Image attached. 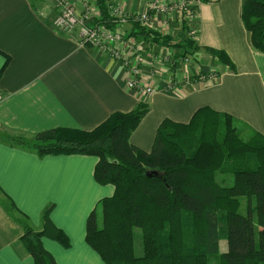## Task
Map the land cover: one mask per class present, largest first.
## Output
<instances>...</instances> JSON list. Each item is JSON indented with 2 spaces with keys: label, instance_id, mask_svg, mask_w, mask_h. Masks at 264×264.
Masks as SVG:
<instances>
[{
  "label": "crops",
  "instance_id": "crops-1",
  "mask_svg": "<svg viewBox=\"0 0 264 264\" xmlns=\"http://www.w3.org/2000/svg\"><path fill=\"white\" fill-rule=\"evenodd\" d=\"M65 1L77 14L84 12V0ZM151 1L108 0L109 7L129 16L113 27L123 34L112 46L121 56L116 59L108 50L81 46L75 35L57 32L53 0H0V134L31 139L56 128L90 131L144 102L149 110L129 138L144 152L151 150L164 119L188 123L202 107L226 113L248 134L264 138V53L252 47L241 20L244 0H194L193 39L178 12L152 14L145 25L136 23L131 17L145 12ZM90 9L88 23L96 24L95 1ZM142 28L171 44L142 36ZM186 39L193 43L187 62L175 46ZM214 50L225 53L232 69L217 60ZM124 60L139 70L141 85L153 88V94L127 88L131 64L124 66ZM211 72L217 75L213 82L196 78ZM96 163V157L80 154L39 157L0 139V264H34L21 241L22 224L40 231L47 207L49 221L69 242L64 247L40 239L55 264H105L85 240L89 215L114 191L96 182ZM218 244L219 252H226L227 242Z\"/></svg>",
  "mask_w": 264,
  "mask_h": 264
},
{
  "label": "trees",
  "instance_id": "trees-1",
  "mask_svg": "<svg viewBox=\"0 0 264 264\" xmlns=\"http://www.w3.org/2000/svg\"><path fill=\"white\" fill-rule=\"evenodd\" d=\"M95 3L96 23L113 29L116 20L110 17L108 0ZM241 20L252 47L264 53V0H244ZM139 33L156 43L171 44L169 38L144 28ZM175 46L183 58L193 43L186 39ZM212 54L232 69L224 52ZM148 110L140 102L90 131L56 128L31 139L3 134L0 139L39 157L97 158L96 182L110 184L114 191L89 215L85 240L105 264H210L212 258L216 264H264V138L254 133L243 139L244 128L232 116L202 107L188 123L164 119L151 150L144 152L129 138ZM147 171L158 176L149 178ZM217 174L232 176V184H219ZM49 212V207L42 212L40 231L22 224L21 241L34 264H55L41 246L42 237L64 247L69 244L49 221ZM137 238L139 255L133 247ZM221 239L227 242L224 253L219 252Z\"/></svg>",
  "mask_w": 264,
  "mask_h": 264
},
{
  "label": "built area",
  "instance_id": "built-area-1",
  "mask_svg": "<svg viewBox=\"0 0 264 264\" xmlns=\"http://www.w3.org/2000/svg\"><path fill=\"white\" fill-rule=\"evenodd\" d=\"M57 13L53 17L52 27L62 34L69 35L71 37L76 36L78 43L84 47L97 48L99 51H110L113 58L120 59V55L117 51L112 49L115 43L122 40L123 34L116 29L105 28L101 24L88 23L89 12L92 6V2L96 0H84L83 9L84 12L77 14L72 6H70L65 0H53ZM92 1V2H91ZM194 0H182L177 3H167L165 0H152L147 10L143 13L132 16L131 18L141 24H146L152 17V14L160 13L167 14L171 12H178L186 21L189 27V35L193 39L197 31L194 25L195 11L191 8V4ZM109 14L115 20L124 21L129 16L121 14L117 9L109 7ZM76 33V34H75ZM187 57H184L182 61L187 62ZM124 66L129 67L130 62H122ZM131 78L127 81L126 86L128 89L134 91L136 94L145 95L146 97L153 94L154 89L151 87H143L139 80V70L136 67H129ZM196 78L201 83L213 82L217 79V75L214 73H198ZM173 86V85H171ZM170 86V87H171Z\"/></svg>",
  "mask_w": 264,
  "mask_h": 264
},
{
  "label": "rangeland",
  "instance_id": "rangeland-1",
  "mask_svg": "<svg viewBox=\"0 0 264 264\" xmlns=\"http://www.w3.org/2000/svg\"><path fill=\"white\" fill-rule=\"evenodd\" d=\"M57 12L58 11L55 12V15H56ZM192 49H193V46H192ZM184 57H187V56H183V58ZM248 133H249V131L246 130V129H244V134L242 133L243 134L242 135L241 132H240V135H241V137L243 139H247V138H245L246 137L245 135L246 134L248 135ZM216 180H217V182L219 184L226 185V186H230L232 184L233 178H232V176H228V175L223 176V175L217 174L216 175ZM243 209H244V202L242 203V206H241L240 211H243ZM133 247L135 249V254L139 255V251H140V247L141 246H140V243L138 241V238L137 239H134V241H133ZM210 261H211L210 264H216L217 259L216 258H212ZM117 264H120V263H117Z\"/></svg>",
  "mask_w": 264,
  "mask_h": 264
},
{
  "label": "water",
  "instance_id": "water-1",
  "mask_svg": "<svg viewBox=\"0 0 264 264\" xmlns=\"http://www.w3.org/2000/svg\"><path fill=\"white\" fill-rule=\"evenodd\" d=\"M146 176L147 177H157L158 176V174H157V172L156 171H147L146 173Z\"/></svg>",
  "mask_w": 264,
  "mask_h": 264
}]
</instances>
